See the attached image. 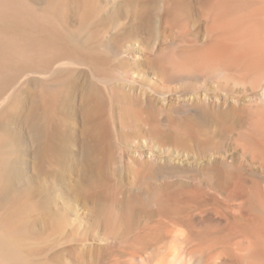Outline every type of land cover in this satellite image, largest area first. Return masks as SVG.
<instances>
[{
  "label": "rangeland",
  "instance_id": "rangeland-1",
  "mask_svg": "<svg viewBox=\"0 0 264 264\" xmlns=\"http://www.w3.org/2000/svg\"><path fill=\"white\" fill-rule=\"evenodd\" d=\"M25 1L35 13L56 23L68 50L55 49L49 58L16 66L8 76L12 79L7 77L1 82L0 152L5 157L1 156L4 166L0 165V170H5L6 162L14 161L18 174L12 184L0 179L7 184L3 187L0 183V215L7 212L10 196H14L13 211L21 218V237L36 264H154L163 251L166 253L168 228H162L157 220L170 211L172 198L168 191L185 181L190 185L209 181L203 154L207 149L202 153L193 145V149L187 148L169 139L165 134L169 135V130L171 133L172 124L165 118L172 116L170 123L176 120L175 98H190L197 93L219 102L224 96L213 84H208L206 90H185L166 87L157 78L151 81L138 72L126 73L129 63H121L119 25L123 0ZM90 50H97L104 60L90 63L87 56H82ZM91 84L100 89L97 94L105 104L103 113L109 131L102 143L93 141L85 121ZM125 97L143 103V108L150 106L155 110L153 116L144 113L131 122L119 110L120 100ZM145 97L154 102L148 106L142 102ZM166 104L169 109L164 108ZM32 109L40 119L43 117L46 128L41 144L32 139L28 126L27 113ZM93 142L96 148L86 156L85 149ZM131 197L135 211L122 213L121 203ZM180 201L182 205V198Z\"/></svg>",
  "mask_w": 264,
  "mask_h": 264
},
{
  "label": "bare ground",
  "instance_id": "bare-ground-1",
  "mask_svg": "<svg viewBox=\"0 0 264 264\" xmlns=\"http://www.w3.org/2000/svg\"><path fill=\"white\" fill-rule=\"evenodd\" d=\"M119 25L123 41L121 63H129L126 73L138 72L151 81L157 78L166 87L185 90H206L208 84H213L224 96L219 102L197 93L190 98H175L172 109L176 115H171L176 120L170 123L172 116L165 118L172 124L171 133L169 130V135L165 134L169 139L184 147L188 145L187 148L193 145L202 153V149H207L203 154L206 153L204 167L209 181L196 185L185 181V185L182 182L168 191L172 198L170 211L157 220L162 228H168L166 253L161 250L163 254L153 263L264 264V0H123ZM62 37L56 23L35 13L25 0H0V85L16 66L49 58L55 49L68 50ZM95 51L82 56H87L90 63H101L104 59ZM9 77L12 79V75ZM89 86L84 108L88 119L84 120L90 126L93 141L102 143L108 130L105 104L98 97L97 85ZM152 99L145 97L142 102L149 106ZM120 101V112L131 122L144 113L151 118L155 112L127 97ZM167 104L164 108L169 109ZM33 109L27 113L28 126L32 139L42 143L46 128L43 117L40 119ZM94 143L87 147L84 144L86 156L96 148ZM1 156L0 152V161ZM11 162L0 170L4 171L0 179L12 184L18 172L15 162ZM2 197L1 193L0 203ZM10 198V207L0 215V264H36L21 237V218L13 211L16 199ZM132 198L121 203L122 213L135 211Z\"/></svg>",
  "mask_w": 264,
  "mask_h": 264
}]
</instances>
